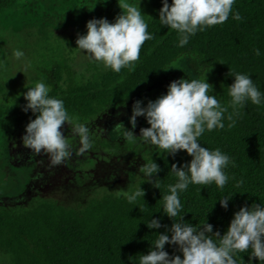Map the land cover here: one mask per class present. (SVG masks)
<instances>
[{"label": "trees", "instance_id": "16d2710c", "mask_svg": "<svg viewBox=\"0 0 264 264\" xmlns=\"http://www.w3.org/2000/svg\"><path fill=\"white\" fill-rule=\"evenodd\" d=\"M61 1L63 11L58 8ZM119 2L140 7L153 38L141 45L139 57L131 66L122 67L118 73L107 70L99 82L87 85L79 84L75 78L70 46L76 37L58 33L62 24L59 17H64L63 24L67 20L74 22L77 12H81V16H101L110 22L121 11L117 0H0V22L13 30L17 42L33 44L28 66L30 77L51 86L48 95L63 101L71 121L69 126L125 106L181 59L188 60L198 79H204L205 75L212 86L209 94H214L225 109L224 127L206 130L198 142L209 150L219 148L229 156L231 163L224 169L229 179L222 189L214 183L189 184L184 192L178 193L182 208L174 219L183 215L185 223L197 228L207 222L213 226V232L219 230L223 234L233 212L241 205H264V99L259 105L246 101L243 107L233 106L226 87L233 81L229 71L248 74L264 97V0H234L232 11L222 24L197 31L183 47L176 46L175 30L159 23L161 0ZM26 9L38 17L25 16ZM233 12L239 13V20L232 18ZM50 15L57 20L49 21ZM2 39L6 38L0 35V45ZM255 48L260 49L259 56L253 54ZM2 54L0 47V72L5 71L2 66L7 63ZM65 77L66 86L62 87ZM16 78V74L0 75V94ZM30 118H35L31 111L0 107V145L7 147L15 120L19 121L17 127H25ZM106 144L113 147L117 143ZM7 154L0 156V173L10 191L7 193L0 185V194L8 199L0 202V264H138L139 256L147 253L157 232H164L165 226L172 223L162 214L160 199L167 191L166 186L175 183L170 166L176 163L179 167L190 159L182 151L175 157L163 150L151 151L148 162H156L160 168L156 173L160 189L144 182L142 177L131 192L140 186L144 195L132 202L116 197L114 192H104L91 195L78 205L40 196H29V203L23 205L14 200L17 198L14 193H20L18 179L8 175L10 164L21 157ZM28 158L30 162L36 161L35 157ZM15 165L18 170L20 163ZM224 196L231 197L227 210L219 205ZM152 218H159L161 228L146 227L144 222ZM174 247L164 246L170 255ZM250 253V248L236 252L233 259L236 264H264L254 259L250 262Z\"/></svg>", "mask_w": 264, "mask_h": 264}, {"label": "clouds", "instance_id": "9594fccd", "mask_svg": "<svg viewBox=\"0 0 264 264\" xmlns=\"http://www.w3.org/2000/svg\"><path fill=\"white\" fill-rule=\"evenodd\" d=\"M234 0H161L158 20L161 26L175 30L178 37L177 47L187 44L190 36L206 27L222 24L232 11ZM121 10L110 23L107 19L92 18L85 23V33L77 34L75 47L89 62L97 63L105 70L120 72L129 67L140 53L141 45L151 40L153 34L147 31L138 5H129L117 0ZM232 18L239 20V13L233 12ZM54 34V33H53ZM259 56L260 49H253ZM15 59H21L24 53L14 50ZM221 63V62H219ZM222 64V63H221ZM165 70V69H163ZM233 81L227 87L230 104L243 107L246 101L254 105L262 102L261 92L253 84L251 76L243 73L228 72ZM23 92L25 104L21 111L34 115L24 127L20 137L21 146L34 153H46L52 165L59 164L68 155V145L62 128L70 123V118L61 99L48 95L49 88L43 82L25 86ZM212 92V86L204 79L177 78L169 82L166 92L154 100H148L142 106L137 99L132 102L128 124L136 128L137 117H143L148 125L139 129L140 141L154 146L175 157L182 151L190 159L187 162L170 166L175 183L166 186L161 197V211L171 221L164 232H157L156 239L149 245L146 254L139 256L138 264H236L233 255L249 248V261H264V205H241L234 211L223 234L213 232V226L204 222L199 228L185 223L178 193L184 192L189 184H215L222 189L229 179L224 169L229 166L230 158L219 148L209 150L198 142L202 133L222 128L225 109ZM19 95V94H18ZM230 119V118H229ZM129 130V137L133 131ZM72 132L79 137L81 151L89 147V129L83 123H73ZM138 171L144 182L160 189L156 173L160 168L156 162L140 165ZM116 197L129 202L143 197L144 190L139 186L135 191L117 190ZM230 196L219 199L221 208L227 210ZM148 229H159V218L144 222ZM211 234V235H209ZM213 236L216 237L213 240ZM165 244L175 246L173 254L165 251ZM179 253V255L175 253Z\"/></svg>", "mask_w": 264, "mask_h": 264}, {"label": "rangeland", "instance_id": "374dc122", "mask_svg": "<svg viewBox=\"0 0 264 264\" xmlns=\"http://www.w3.org/2000/svg\"><path fill=\"white\" fill-rule=\"evenodd\" d=\"M92 18L99 19L101 16L78 17L74 24L63 25L59 32L67 37L72 35L76 37L78 33L84 34L86 31L85 23ZM113 19H109L110 23ZM22 33L25 37V31H22ZM0 35L6 38L2 39L0 47L3 50L4 59L7 61L2 66V70L5 71H1L0 75H17V78L8 84L6 92L0 94V107L22 108L26 103L22 95L27 90L24 85L32 86L36 82H42L32 80L30 77L31 70L28 69L33 44L17 42L13 30L3 26L1 22ZM70 47L72 48L70 53L72 57L71 67L75 71V78L78 83L87 85L99 82L107 70L97 63L85 59L74 48L75 43ZM14 50L22 51L24 53L23 57L15 59L12 55ZM180 77L189 80L198 79L189 66L187 59L179 60L175 66L163 72L155 83L144 92L139 93L135 99L129 101L125 106L111 108L102 116L83 122L89 129V147L83 151H81L79 137L72 132L73 125L66 124L62 128V132L68 145V155L57 165L50 163V158L46 153L37 154L21 146L20 137L24 132V127H17L19 121L15 120L16 126H14L7 147L0 145V156L8 152V157H21V159L15 158L14 163L9 166L10 170H8V175H11L13 180H16L17 177L18 188L20 187V193H14V196H17L14 199L15 202L27 205L29 196H40L53 198L70 205H78L95 194L116 193L117 190L131 192L133 186L143 177L138 171L140 165L147 163L150 152L156 149L154 146L142 143L140 138L136 136L141 127L148 126L143 117H137L134 130L128 124L132 102L140 99L143 106L148 100H154L159 95L164 94L169 82ZM44 84L49 88L48 94H50L52 92L51 86ZM65 86L66 77L62 81V87ZM129 130L133 131L134 135L132 137L128 135ZM111 141H115L117 144L109 147L106 142ZM28 156L32 159L35 157L36 161L30 162ZM15 163H20L18 170ZM0 185H3L7 193L10 192L2 179L1 173ZM29 190L31 192L28 196L21 197ZM6 200L8 199L0 194V202Z\"/></svg>", "mask_w": 264, "mask_h": 264}, {"label": "flooded vegetation", "instance_id": "af4514ba", "mask_svg": "<svg viewBox=\"0 0 264 264\" xmlns=\"http://www.w3.org/2000/svg\"><path fill=\"white\" fill-rule=\"evenodd\" d=\"M58 8H59V10L60 11H63V7H62V1H61V4H58ZM30 11L31 10H29V9H26L25 10V16H28V15H31L32 17H35V18H37L38 17V14H32V13H30ZM47 15V14H46ZM49 15V14H48ZM91 14H89V15H87V16H81V12H77V15H76V17H75V21L74 22H72V21H70V20H67L66 21V23L64 22V24H63V21H64V17H59V20L58 21H61L62 22V24H61V29L63 28L62 26L63 25H66V24H74L75 22H76V20H77V18L78 17H80V18H87V17H89ZM50 20L49 21H56L57 19L53 16V15H50ZM15 19V18H14ZM40 18H38V20H39ZM51 26H53V25H51ZM57 27H59L60 28V25L59 26H57ZM57 31H58V33H59V29H57Z\"/></svg>", "mask_w": 264, "mask_h": 264}]
</instances>
